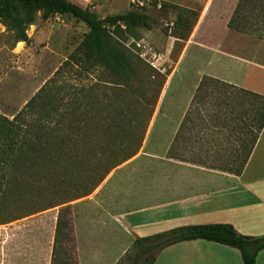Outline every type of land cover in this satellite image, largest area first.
Listing matches in <instances>:
<instances>
[{
    "label": "trees",
    "instance_id": "1",
    "mask_svg": "<svg viewBox=\"0 0 264 264\" xmlns=\"http://www.w3.org/2000/svg\"><path fill=\"white\" fill-rule=\"evenodd\" d=\"M16 6L21 16L14 12ZM37 11L44 16H71L89 31L55 77L19 112L11 119L0 114V223L92 193L114 168L138 153L145 133L139 114L149 108V118L161 91L157 87L150 96L143 90L141 73L150 68L121 50L112 35L123 29L150 28L147 14L130 11L100 19L67 0H0V24L28 45L26 25L33 22ZM226 26L264 42V0H238ZM176 38L185 40L186 35ZM97 67L107 73L110 80L103 82L113 87L115 96H93L89 105L93 119L84 120L80 110L85 103L78 99L82 90L70 94V86L59 80L66 72L80 76ZM125 86L129 88L121 90ZM120 96L134 104L132 114H125ZM263 128L264 96L205 75L166 157L240 175ZM56 197L60 199L51 201ZM71 222L70 207L60 208L50 264H55L59 253L75 251ZM197 239L237 249L243 264H256L258 252L264 249V236H242L228 224L189 225L135 239L130 264H153L166 247ZM64 242L71 244L69 249Z\"/></svg>",
    "mask_w": 264,
    "mask_h": 264
},
{
    "label": "rangeland",
    "instance_id": "2",
    "mask_svg": "<svg viewBox=\"0 0 264 264\" xmlns=\"http://www.w3.org/2000/svg\"><path fill=\"white\" fill-rule=\"evenodd\" d=\"M67 1L80 9L87 8L100 19L130 11L142 12L151 18L150 28L136 27L127 31L123 29L122 32L112 34L121 50L132 57H138L150 68L141 73L140 84L143 85V90L151 96L153 90L161 88L149 118V108L139 114L140 128L145 129L142 141L145 147L140 149L146 150V153L151 149L157 157L165 158L167 151L165 154L163 151L171 144L176 127L180 126L184 117L179 118V111L183 107L182 101L186 98L185 91L195 80L206 75L254 92L264 87V69H247L242 63H232L228 59L231 55L242 57L243 50L251 53L256 45L258 47V44L264 43L227 30L226 15L230 13L231 16L238 0ZM201 11L203 17L200 18ZM14 12L18 16L22 15L20 6L14 7ZM180 17L181 20H178ZM186 30L189 31L187 34ZM88 31L82 22L71 16H44L43 11H37L33 22L26 25V35L30 40L27 45L18 42L13 32L1 23L0 114L11 119L19 112L47 81L55 77L56 70L80 45ZM183 35H186L185 40L176 38ZM262 47V51L259 50V60H263L264 66V45ZM101 73L104 75H100ZM60 78L59 83L64 82L70 86V94L82 90L78 99L85 103L80 110L84 120L93 119V111L89 109L93 96H115L113 87L103 82L110 79L102 67H97L93 73L83 72L80 76L74 71L66 72ZM132 86L136 87L135 80ZM127 88L129 87L125 86L121 90L125 91ZM119 98L124 104L125 114H132L134 104L123 96ZM73 115L72 113L70 117ZM67 118V123H70L69 116ZM58 199L60 198L56 197L51 201ZM75 202L74 200L61 206L53 205L46 210L0 223V264H50L58 211L69 206L73 226ZM255 235L259 237L264 235V232L259 231ZM100 240L101 238L97 241ZM62 245L68 246V249L71 246L69 242ZM83 247L86 253H89L90 245L83 242ZM117 249V244L107 245L102 264H106ZM132 257L133 250L130 246L119 264H130ZM76 262L75 245V251L70 249L65 255L59 253L55 264Z\"/></svg>",
    "mask_w": 264,
    "mask_h": 264
},
{
    "label": "crops",
    "instance_id": "3",
    "mask_svg": "<svg viewBox=\"0 0 264 264\" xmlns=\"http://www.w3.org/2000/svg\"><path fill=\"white\" fill-rule=\"evenodd\" d=\"M229 18L230 13L225 21ZM262 45H256L251 53L243 50L242 57L231 55L228 59L242 63L247 69L263 70V60H259ZM199 81L187 87L179 118L188 109ZM261 88L255 93L264 96V87ZM168 148L165 147L164 154ZM141 149L114 168L92 193L75 200L73 232L78 264H102L107 245L111 244H117L118 249L106 264H117L135 239L183 226L228 224L237 234L247 237L264 232V128L240 175L157 157L151 149L148 153ZM83 242L90 245L89 253ZM153 264H243V261L235 248L197 239L166 247L156 255ZM256 264H264V249L258 252Z\"/></svg>",
    "mask_w": 264,
    "mask_h": 264
},
{
    "label": "built area",
    "instance_id": "4",
    "mask_svg": "<svg viewBox=\"0 0 264 264\" xmlns=\"http://www.w3.org/2000/svg\"><path fill=\"white\" fill-rule=\"evenodd\" d=\"M140 5H141V3H140Z\"/></svg>",
    "mask_w": 264,
    "mask_h": 264
}]
</instances>
